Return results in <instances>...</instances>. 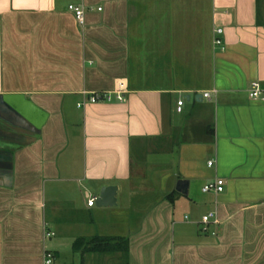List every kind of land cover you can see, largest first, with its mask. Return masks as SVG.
I'll use <instances>...</instances> for the list:
<instances>
[{
	"label": "crops",
	"instance_id": "obj_1",
	"mask_svg": "<svg viewBox=\"0 0 264 264\" xmlns=\"http://www.w3.org/2000/svg\"><path fill=\"white\" fill-rule=\"evenodd\" d=\"M262 1L0 0V264H264Z\"/></svg>",
	"mask_w": 264,
	"mask_h": 264
},
{
	"label": "built area",
	"instance_id": "obj_2",
	"mask_svg": "<svg viewBox=\"0 0 264 264\" xmlns=\"http://www.w3.org/2000/svg\"><path fill=\"white\" fill-rule=\"evenodd\" d=\"M68 9L72 11L74 14V17L76 18L79 25H84L85 23V7L84 5H75V4H69ZM101 8L98 7V10ZM222 34H223V28L220 26H217L214 28V37H213V45L214 46H222ZM264 91V87L260 83V81H251L250 88H249V96L252 98H259ZM86 98L82 101L77 103L78 107L84 106L86 103H99V102H111V101H122L124 99V88L123 85H120L117 89L113 91H96V92H88L85 93ZM203 97L210 98V92L204 91ZM183 100L180 99L177 101V111L181 110ZM214 161L209 160L208 165L213 164ZM224 181L221 178H215L212 181L205 182L201 190L202 192H213L215 194L221 192L223 190ZM95 202V197H92L88 200L87 204L89 206H92ZM213 222L215 224L218 223V220L216 219V216L214 212L206 213L201 218V224L202 229L206 230L207 225ZM53 232H45V236L48 237L50 235H53ZM41 264H56L55 263V256L51 251H45L44 256L42 259Z\"/></svg>",
	"mask_w": 264,
	"mask_h": 264
},
{
	"label": "water",
	"instance_id": "obj_3",
	"mask_svg": "<svg viewBox=\"0 0 264 264\" xmlns=\"http://www.w3.org/2000/svg\"><path fill=\"white\" fill-rule=\"evenodd\" d=\"M196 98H202V94H197ZM188 179H178L176 181L175 189L181 194L187 195L189 190ZM116 185H104L100 188L98 195L95 196L96 206H111L116 203Z\"/></svg>",
	"mask_w": 264,
	"mask_h": 264
},
{
	"label": "rangeland",
	"instance_id": "obj_4",
	"mask_svg": "<svg viewBox=\"0 0 264 264\" xmlns=\"http://www.w3.org/2000/svg\"><path fill=\"white\" fill-rule=\"evenodd\" d=\"M262 9H264V0L262 1ZM220 47H221V45L220 46H215V48L218 50V49H220Z\"/></svg>",
	"mask_w": 264,
	"mask_h": 264
},
{
	"label": "trees",
	"instance_id": "obj_5",
	"mask_svg": "<svg viewBox=\"0 0 264 264\" xmlns=\"http://www.w3.org/2000/svg\"><path fill=\"white\" fill-rule=\"evenodd\" d=\"M100 241L101 240H105V241H109V240H111V238H101V239H99Z\"/></svg>",
	"mask_w": 264,
	"mask_h": 264
}]
</instances>
